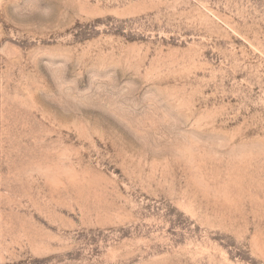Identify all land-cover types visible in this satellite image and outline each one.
Wrapping results in <instances>:
<instances>
[{"label": "rangeland", "instance_id": "374dc122", "mask_svg": "<svg viewBox=\"0 0 264 264\" xmlns=\"http://www.w3.org/2000/svg\"><path fill=\"white\" fill-rule=\"evenodd\" d=\"M0 264H264V0H0Z\"/></svg>", "mask_w": 264, "mask_h": 264}]
</instances>
